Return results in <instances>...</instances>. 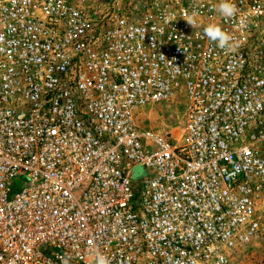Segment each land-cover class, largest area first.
I'll return each instance as SVG.
<instances>
[{"label":"built area","instance_id":"obj_1","mask_svg":"<svg viewBox=\"0 0 264 264\" xmlns=\"http://www.w3.org/2000/svg\"><path fill=\"white\" fill-rule=\"evenodd\" d=\"M102 1L0 0V264H228L263 229L264 2ZM177 94L181 133L141 131Z\"/></svg>","mask_w":264,"mask_h":264},{"label":"rangeland","instance_id":"obj_2","mask_svg":"<svg viewBox=\"0 0 264 264\" xmlns=\"http://www.w3.org/2000/svg\"><path fill=\"white\" fill-rule=\"evenodd\" d=\"M136 1L139 0H121L127 4H133ZM106 2L111 4L112 0H103V5ZM183 121L184 104L181 95L177 94L167 101L142 107L137 124L141 131L164 135L172 130L173 134L178 136L184 125ZM228 264H264V217L261 235L246 244L234 247Z\"/></svg>","mask_w":264,"mask_h":264},{"label":"clouds","instance_id":"obj_3","mask_svg":"<svg viewBox=\"0 0 264 264\" xmlns=\"http://www.w3.org/2000/svg\"><path fill=\"white\" fill-rule=\"evenodd\" d=\"M215 10L223 18L230 19L236 16L238 8L233 0H220L218 5L215 6ZM197 16L198 13L193 12L190 15H187L186 21L193 28L197 25ZM204 36L211 42H214L218 48L225 51L234 50V38L233 36L224 30L219 23H209L203 29ZM71 257L67 256L61 258V264H69ZM95 264H111L110 260L103 254L97 253L95 257Z\"/></svg>","mask_w":264,"mask_h":264}]
</instances>
